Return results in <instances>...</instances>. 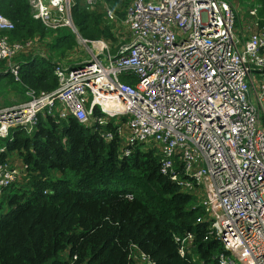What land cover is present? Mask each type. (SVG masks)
Wrapping results in <instances>:
<instances>
[{
	"label": "built area",
	"instance_id": "built-area-1",
	"mask_svg": "<svg viewBox=\"0 0 264 264\" xmlns=\"http://www.w3.org/2000/svg\"><path fill=\"white\" fill-rule=\"evenodd\" d=\"M82 1L115 24L118 43L83 37L74 0H28L46 27H68L77 41L91 43V55L72 66L57 61L54 89H28L23 100L0 106V195L26 167L8 152L13 127L31 133L46 113L103 126L118 113L111 122L121 136L120 154L134 143L156 147L161 172L204 207L223 246L219 264H264V19L258 21L257 7H247L255 30L244 38L232 0H131L122 19L106 0ZM12 27L0 12V30ZM30 43L0 35V60L16 78L15 56ZM122 72L136 81L123 80ZM95 106L104 114L94 115ZM97 130L113 137L111 129ZM193 237L175 236L181 255L191 251ZM132 246L134 263L153 264ZM68 264L85 262L73 254Z\"/></svg>",
	"mask_w": 264,
	"mask_h": 264
},
{
	"label": "trees",
	"instance_id": "trees-1",
	"mask_svg": "<svg viewBox=\"0 0 264 264\" xmlns=\"http://www.w3.org/2000/svg\"><path fill=\"white\" fill-rule=\"evenodd\" d=\"M106 1L122 19L131 0ZM254 1L264 15V0ZM0 12L13 22L0 30L10 40L39 41L51 33L46 51L35 45L15 56L19 78L0 60V106H5L11 104L5 93L54 89V58L64 57L77 40L68 27H46L32 15L28 0H0ZM72 14L82 36L115 40L114 25L102 11L74 0ZM121 78L136 81L129 72ZM93 113L104 114L96 106ZM101 127L113 137L101 136ZM10 135L8 152L18 153L26 167L0 195V209L6 205L0 212V264H68L73 254L85 264H136L129 254L133 244L153 264H219L223 246L211 233L204 207L161 172L156 147L134 143L121 155V136L111 121L89 126L49 113L40 115L31 133L13 127ZM187 232L193 246L181 255L175 236Z\"/></svg>",
	"mask_w": 264,
	"mask_h": 264
},
{
	"label": "rangeland",
	"instance_id": "rangeland-1",
	"mask_svg": "<svg viewBox=\"0 0 264 264\" xmlns=\"http://www.w3.org/2000/svg\"><path fill=\"white\" fill-rule=\"evenodd\" d=\"M254 0H232V3L234 4V6L237 7L238 11V15H239V19L237 20V28H238V34L241 36V37H247V35H249L253 30H255V28H251V24H250V21L252 20V18H250V16L248 15L247 13V7L248 6H256L257 7V17H258V21L260 20H263L264 19V15H261L259 13V6L258 4L254 1ZM257 19V18H256ZM75 23V22H74ZM115 25V24H113ZM118 28L120 30L119 32V36H123V32H125V27L121 24V23H118ZM51 37V33L47 34V36L45 38H43L42 40H40L36 47H38L40 45V48L39 49H43L44 51H46V47H47V42L49 41V38ZM85 37V36H83ZM87 38V37H85ZM91 40H94L96 38H89ZM77 40V39H76ZM27 41H31L30 44H28L26 46V48H33L35 45L32 43L33 41L31 39H28L25 41V43ZM108 41L110 42L111 45H114L116 43H118V39L117 37H115V40L113 39H108ZM47 43V44H46ZM92 47V44L91 43H88V44H85L83 42H80V41H77V45L71 49L70 51H68L66 53V55L64 57H55V61H60V62H65V64H73L74 62L76 61H84L86 59H88V57H90L91 53H90V48ZM25 48V49H26ZM62 60V61H61ZM25 98V94H23L22 92H17V93H5L3 95V99L6 101V102H10V103H13V102H16V101H21ZM0 100H2V98H0ZM12 101V102H11ZM1 105V104H0ZM118 119H120V116L118 113L116 114H113V115H109V120H113V122H116ZM122 122L124 123L123 124V127L125 128L127 125V121L129 120L128 117H125L123 119H121ZM146 147H153V146H150V145H144ZM13 155L17 156L18 153H13ZM56 171H52L51 172V176L52 177H55L56 176ZM69 176L72 177V174L69 173L68 174ZM6 208V205H4L1 209H0V212L3 211V209Z\"/></svg>",
	"mask_w": 264,
	"mask_h": 264
},
{
	"label": "crops",
	"instance_id": "crops-1",
	"mask_svg": "<svg viewBox=\"0 0 264 264\" xmlns=\"http://www.w3.org/2000/svg\"><path fill=\"white\" fill-rule=\"evenodd\" d=\"M68 51H70V50H68ZM68 51H67V52H68ZM81 61H82V60H81ZM81 61H76V62H74L73 64H70V65H71V66H72V65H76V64L80 63Z\"/></svg>",
	"mask_w": 264,
	"mask_h": 264
}]
</instances>
